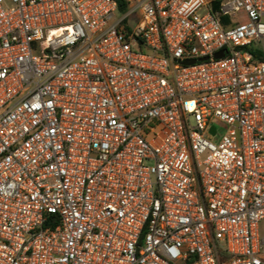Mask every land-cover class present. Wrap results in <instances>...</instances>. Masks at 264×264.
<instances>
[{"label":"built area","instance_id":"built-area-1","mask_svg":"<svg viewBox=\"0 0 264 264\" xmlns=\"http://www.w3.org/2000/svg\"><path fill=\"white\" fill-rule=\"evenodd\" d=\"M263 219L264 0H0V264H264Z\"/></svg>","mask_w":264,"mask_h":264},{"label":"rangeland","instance_id":"rangeland-1","mask_svg":"<svg viewBox=\"0 0 264 264\" xmlns=\"http://www.w3.org/2000/svg\"><path fill=\"white\" fill-rule=\"evenodd\" d=\"M133 17H134V16H133ZM129 23H130L131 25L134 24V20H133V18H130V19H129ZM260 234L264 236V219H263L262 222L260 223Z\"/></svg>","mask_w":264,"mask_h":264},{"label":"water","instance_id":"water-1","mask_svg":"<svg viewBox=\"0 0 264 264\" xmlns=\"http://www.w3.org/2000/svg\"><path fill=\"white\" fill-rule=\"evenodd\" d=\"M222 56V52H218V53H216V55H215V57H221ZM210 132H211V134H214V127H211L210 128Z\"/></svg>","mask_w":264,"mask_h":264},{"label":"trees","instance_id":"trees-1","mask_svg":"<svg viewBox=\"0 0 264 264\" xmlns=\"http://www.w3.org/2000/svg\"><path fill=\"white\" fill-rule=\"evenodd\" d=\"M119 9H120L121 11L124 9L122 4H119Z\"/></svg>","mask_w":264,"mask_h":264}]
</instances>
